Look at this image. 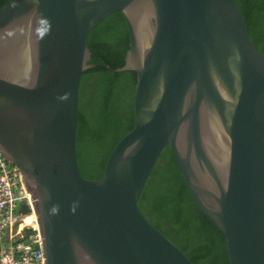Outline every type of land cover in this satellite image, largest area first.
Wrapping results in <instances>:
<instances>
[{
  "label": "water",
  "instance_id": "water-1",
  "mask_svg": "<svg viewBox=\"0 0 264 264\" xmlns=\"http://www.w3.org/2000/svg\"><path fill=\"white\" fill-rule=\"evenodd\" d=\"M121 11L135 123L101 178L77 159L88 38ZM106 67V66H104ZM171 145L230 264H264V53L237 0H7L0 9V151L19 167L44 264H194L137 201Z\"/></svg>",
  "mask_w": 264,
  "mask_h": 264
},
{
  "label": "trees",
  "instance_id": "trees-1",
  "mask_svg": "<svg viewBox=\"0 0 264 264\" xmlns=\"http://www.w3.org/2000/svg\"><path fill=\"white\" fill-rule=\"evenodd\" d=\"M6 2L0 0V9ZM237 2L250 38L264 53V0ZM129 43L121 11L104 18L89 34L88 63L102 66L86 69L81 79L76 146L86 178L103 176L111 151L134 128L137 72L112 70L125 65ZM137 203L194 264H230L225 236L194 200L171 145L160 154Z\"/></svg>",
  "mask_w": 264,
  "mask_h": 264
},
{
  "label": "built area",
  "instance_id": "built-area-1",
  "mask_svg": "<svg viewBox=\"0 0 264 264\" xmlns=\"http://www.w3.org/2000/svg\"><path fill=\"white\" fill-rule=\"evenodd\" d=\"M45 259L22 173L0 151V264H44Z\"/></svg>",
  "mask_w": 264,
  "mask_h": 264
}]
</instances>
